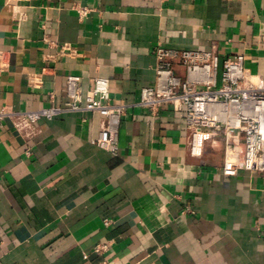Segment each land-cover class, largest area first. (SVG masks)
<instances>
[{
  "label": "crops",
  "instance_id": "0c3cea01",
  "mask_svg": "<svg viewBox=\"0 0 264 264\" xmlns=\"http://www.w3.org/2000/svg\"><path fill=\"white\" fill-rule=\"evenodd\" d=\"M159 43L216 52L219 78L243 54L264 78V0H0L1 106H64L71 74L126 104L117 154L98 112L33 137L0 124V264H264V172L233 173L223 137L194 155L185 106L140 104Z\"/></svg>",
  "mask_w": 264,
  "mask_h": 264
},
{
  "label": "built area",
  "instance_id": "2783aa9c",
  "mask_svg": "<svg viewBox=\"0 0 264 264\" xmlns=\"http://www.w3.org/2000/svg\"><path fill=\"white\" fill-rule=\"evenodd\" d=\"M155 52L156 79L142 89L140 104L154 112L167 104L185 106L189 146L194 155L202 153L209 138L223 137L233 173L264 172V78L247 72L245 55L228 58L219 78L220 58L214 51L175 49L159 43ZM177 65L186 68V77L178 73ZM67 94L69 101L64 106L13 110L0 105V124L10 119L16 130L33 137L42 119H51L64 111L98 112L103 118L96 143L117 154L126 104L111 101L109 79L97 77L94 86L84 91L82 77L71 74L67 78ZM241 141L244 155L239 157L233 153V147ZM108 247V243H100L95 250L102 252Z\"/></svg>",
  "mask_w": 264,
  "mask_h": 264
}]
</instances>
